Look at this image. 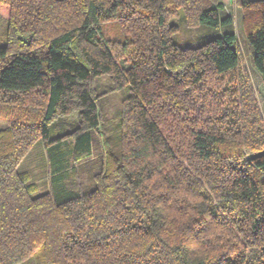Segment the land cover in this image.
Listing matches in <instances>:
<instances>
[{
	"label": "trees",
	"instance_id": "obj_1",
	"mask_svg": "<svg viewBox=\"0 0 264 264\" xmlns=\"http://www.w3.org/2000/svg\"><path fill=\"white\" fill-rule=\"evenodd\" d=\"M237 4L264 82V0ZM1 113L0 264H264V116L220 0H0Z\"/></svg>",
	"mask_w": 264,
	"mask_h": 264
},
{
	"label": "rangeland",
	"instance_id": "obj_2",
	"mask_svg": "<svg viewBox=\"0 0 264 264\" xmlns=\"http://www.w3.org/2000/svg\"><path fill=\"white\" fill-rule=\"evenodd\" d=\"M221 2L228 3L229 0H221ZM229 11L235 16L236 29L241 42V50L243 54V65L245 70L251 77L257 99L261 108V111L264 116V82L262 77L258 72L253 68L251 63V58L249 55V51L247 49V34L245 31V25L242 19V11L240 6L237 4V0H233L232 4H228ZM105 35L109 39L115 40L123 38L121 30L115 20H112L105 25ZM100 86L107 85V79L103 78V80L99 83ZM103 89V88H101ZM125 96V92L117 91L114 93L106 94L102 97V105L103 111L107 118L112 119L115 116L117 109L121 106L122 99ZM74 113L70 115L64 116V123H60V120H57V129L52 126V135L56 134V136H61L60 133L65 131V133H69L72 130V125L75 124L79 120L78 113L76 112L77 107L74 105L73 107ZM9 125V121L7 120L5 113L0 114V129L5 128ZM69 142H73L72 137L66 138ZM100 143L97 142L94 151V157H98L100 155L101 147ZM49 159L51 158V150L47 149L44 146L42 141L37 142L33 149L30 151L28 156L21 163L22 170L28 171L31 175V179L33 182L37 183L39 186V193H44L49 191ZM90 173L85 172L81 176V181L86 184H91L90 181ZM22 264H44L40 253L37 251L30 259L26 260Z\"/></svg>",
	"mask_w": 264,
	"mask_h": 264
},
{
	"label": "crops",
	"instance_id": "obj_3",
	"mask_svg": "<svg viewBox=\"0 0 264 264\" xmlns=\"http://www.w3.org/2000/svg\"><path fill=\"white\" fill-rule=\"evenodd\" d=\"M221 1V0H220ZM243 1H246V0H243ZM225 5H227L228 6V4H232L233 3V0H229V2L228 3H225V2H223Z\"/></svg>",
	"mask_w": 264,
	"mask_h": 264
}]
</instances>
